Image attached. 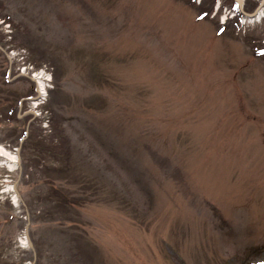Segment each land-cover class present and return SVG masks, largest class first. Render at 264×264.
Returning a JSON list of instances; mask_svg holds the SVG:
<instances>
[{"label":"rangeland","instance_id":"obj_1","mask_svg":"<svg viewBox=\"0 0 264 264\" xmlns=\"http://www.w3.org/2000/svg\"><path fill=\"white\" fill-rule=\"evenodd\" d=\"M232 1L0 0V264H264V5L219 30Z\"/></svg>","mask_w":264,"mask_h":264},{"label":"trees","instance_id":"obj_2","mask_svg":"<svg viewBox=\"0 0 264 264\" xmlns=\"http://www.w3.org/2000/svg\"><path fill=\"white\" fill-rule=\"evenodd\" d=\"M248 7L249 6L246 4L245 9L249 10ZM16 111H17V99H15L14 109L10 111L11 113L10 115L12 119L17 118ZM56 139L57 140L55 141L49 140L48 142L47 139L35 140V150H37L39 154V155L35 154V170H37L40 167H43L44 169L50 172H52L53 170L54 172H58L57 174L60 175L59 179H61V177H65L68 175V173L65 174V172L67 168L66 162L69 158L70 153L68 150L66 151V149L60 150L59 148H62V141L60 140V138H56ZM56 148H58L59 150L56 151L55 150ZM46 181L48 182V183L46 182L48 184V191L45 193L43 197L49 203H45L47 204V208H48L45 214L51 217L53 215L60 216L61 213L70 212L71 213L70 218L72 219V216L75 218L77 216L76 214L77 210L71 207V205H82V203L86 201L87 195L85 193V190L78 188L79 189L78 191H72L67 188H63L61 186L59 187L57 185L55 186L53 181H50L49 179ZM49 209L51 210L49 211ZM11 218L12 217H10V219ZM60 218L63 219V216H60ZM76 236L77 234H75L74 237L75 240L79 238V236L78 237ZM36 243L38 242H35V250L38 253L37 250L39 249H37V247H39V245Z\"/></svg>","mask_w":264,"mask_h":264},{"label":"water","instance_id":"obj_3","mask_svg":"<svg viewBox=\"0 0 264 264\" xmlns=\"http://www.w3.org/2000/svg\"><path fill=\"white\" fill-rule=\"evenodd\" d=\"M237 4L239 5V8L242 10V0H235ZM264 0H260L259 5L256 7V9L251 14H247L248 16H254L259 7L263 4Z\"/></svg>","mask_w":264,"mask_h":264},{"label":"bare ground","instance_id":"obj_4","mask_svg":"<svg viewBox=\"0 0 264 264\" xmlns=\"http://www.w3.org/2000/svg\"><path fill=\"white\" fill-rule=\"evenodd\" d=\"M255 20V19H254ZM42 89H44V86H42ZM13 160L12 161H14V160H17V156L16 155H14L13 157H11Z\"/></svg>","mask_w":264,"mask_h":264}]
</instances>
